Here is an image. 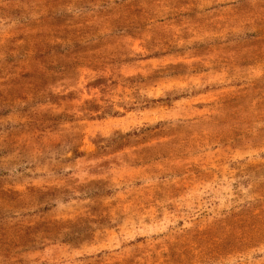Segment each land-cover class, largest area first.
Listing matches in <instances>:
<instances>
[{"label":"rangeland","instance_id":"374dc122","mask_svg":"<svg viewBox=\"0 0 264 264\" xmlns=\"http://www.w3.org/2000/svg\"><path fill=\"white\" fill-rule=\"evenodd\" d=\"M0 264H264V0H0Z\"/></svg>","mask_w":264,"mask_h":264}]
</instances>
